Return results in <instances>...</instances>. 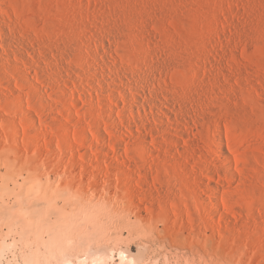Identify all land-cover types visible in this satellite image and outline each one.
Returning a JSON list of instances; mask_svg holds the SVG:
<instances>
[{"label": "bare ground", "instance_id": "6f19581e", "mask_svg": "<svg viewBox=\"0 0 264 264\" xmlns=\"http://www.w3.org/2000/svg\"><path fill=\"white\" fill-rule=\"evenodd\" d=\"M17 1L0 0V130L7 138L10 136V141L6 139L11 145L10 151L16 154V148L20 149L19 139L25 149L30 151L29 154H20L23 155V159L20 158L23 161L20 160V162L17 158L14 160L17 176L26 173L22 181L25 185L31 186L29 189L34 194L32 197L38 202V198H44L46 206L42 204L43 210H41L46 209L54 214L51 216L52 214L46 210V212L41 213L42 211L39 210L41 207L35 206V210L38 208L36 217H40L41 214L46 216L48 213V216L55 218V214L58 213L60 216L64 211L62 207H56V201L53 197L54 184H58V187L60 185L59 180H57L60 177L56 178V175L61 173L59 172L61 169L59 170L55 163L57 156L52 157L59 154V152L56 153L58 150L68 156V158L66 156L65 162L72 167L71 173L64 172L63 174L67 182L76 174V168L73 169L75 166H82L84 163L91 166L89 167L91 169L88 168L91 170L90 174H86L88 176L85 177L82 172L77 173L80 175V182L82 179L84 180L89 193L86 192L90 194L88 197L92 201L89 200V206L81 207V209L79 207V210L72 208L76 213V218L73 216L66 217L72 218V220L75 218L73 221L70 219L73 228H69L71 227L70 224L67 228L65 227V230L70 232V229H74L77 238L75 239L70 234L69 237L74 238V240H70L64 236L68 233L64 232H62L64 235H59L61 229L59 230L58 227H62L64 221H60L62 223L55 226L49 220L50 218L43 220L41 218L44 217H40V219L34 220V227L32 228L30 225L28 227L34 231L35 239L37 236L36 240L46 245L47 254L41 255L38 250L32 251L26 259V264H40L42 260L49 263L54 253L62 257L61 264H73V261L64 253L67 250L84 249L82 247L89 245L86 234L90 236L89 232L92 234L94 232L96 235L98 231L105 229L103 223L100 224L103 217L99 221L98 219L96 221V218H99L102 210H109L113 207L110 204L111 208L108 209L106 205L110 206L108 203H112L109 202L110 197L117 196L122 197L123 202L128 204L127 210H132L131 214L126 212V216L132 215L133 212L136 218H146L145 215H143L144 217L141 216V209H144L147 215L158 210L163 221H167L166 224L170 223L169 229H167L170 236L168 234L167 236L172 240H169L171 242L175 241L174 243L178 244L176 242L179 240L178 233L180 234V231L186 226L190 238L191 236L195 238L191 245L189 244L190 246H193L195 240L198 241V244L199 241L206 244L207 238L210 239L209 244H214L211 239L216 238V242L221 243L222 247H226L227 244L225 243H228L230 249L235 250L234 253L227 251L229 257L226 262H234L232 264H264V181L261 182L263 187L256 189L259 179H264V117L260 114L264 104L258 105L261 106V109L258 107L253 111L255 109L253 106L258 103V100L264 101V67L255 65L254 59L252 58L253 61L251 59L253 55L248 52L250 51L248 43L254 41L258 35L264 36V30L262 31L260 27L261 24L260 26L256 24L255 29H252L259 34L256 35V38H254L255 36L252 37L254 40L250 37L251 42L242 41L243 37H240L242 36L240 33L238 37L234 35L238 28L234 32L233 30L230 31L233 34L226 33L231 38V44L236 47L239 46L241 54L237 53V49H232L228 42H225L227 40L225 37H223L226 39H224L225 41L218 40L219 44L215 41L217 43H214V47H216L215 44L218 45L217 48L220 45L225 50V53L223 51L224 56L228 57L229 60L224 59L226 63L228 61L233 67L235 65L236 68L232 69L233 71L223 69L225 62L224 64L222 62V68L219 65L216 66L218 60L216 59V63L214 61L213 63L219 68L213 70L212 67L210 72V64H207L208 61L205 62V60H209L213 56L208 55L209 58L205 59L206 56L198 53L203 56L197 58L199 61L197 65L202 67V74L197 72L196 67L194 68V65L192 66L189 62L187 66L191 65V69L189 67L190 72L184 71L188 74L189 79H185L184 76L186 77V75L183 73L180 75L181 71L179 74L177 73V67L185 57L181 59V62L178 61L180 63H177L178 66H176V55L174 57L173 54L179 51L182 53L179 49L177 52L179 46L174 48L175 44L171 45L172 48L176 49L172 52L174 58L172 54L168 57L167 54L169 53L162 56L163 51L161 57L158 54V50L162 47L161 42L158 40L160 44L156 42L154 33L151 34V31L146 29L148 26L146 27L144 23L136 25L140 26L138 31L142 30L140 36L142 41L146 43L145 47L140 44L142 47L140 48L137 40L138 43L129 39L127 42L124 39L129 38L128 32L126 33V25L131 22L119 17L121 9L117 8H121V6L115 8L116 5L107 4V0H104L106 4L101 0L90 1L93 4L89 0L87 4L83 2L84 0H80L78 2L85 4L80 3L85 9L86 15L76 11L64 15L66 11L63 13L52 5H45L43 3L46 2L38 0L40 3L37 4V9L34 11L40 13V15L37 13L36 15L43 17L44 21L42 22L48 23L46 27L47 24L42 25L40 23L41 18L34 19L35 16L29 20L25 17L27 10L31 9L32 6L34 9L36 8L34 7L36 6L35 3L31 2L33 5L29 6V9L24 5L27 8L25 10L22 2ZM198 1L205 5V0ZM28 4L30 3H27V6ZM239 4L241 5V2ZM117 5L119 4L117 3ZM259 5L261 7L263 4L260 3ZM202 7L204 9V6ZM214 7L217 6L214 5ZM208 8L207 6L205 10L208 11ZM219 8L225 9L222 5ZM234 9L237 10L235 7ZM129 10L126 9V11ZM214 11L210 13L214 14ZM238 15L236 18L239 17ZM144 16L146 17L147 13ZM144 16L141 19H145ZM224 17L227 16L224 15ZM241 17H243L242 14ZM48 19H50L49 22ZM149 19L151 20V18ZM232 20L234 24L235 19ZM231 22L228 21V25ZM242 23L240 26L245 24ZM248 23L247 25H249ZM216 25L212 22L209 27H204L207 30L204 29L205 31H203L202 28V31L197 32L203 39L207 35L218 36L222 28L219 32V25ZM128 26L129 24L127 28ZM130 26H134V23L132 22ZM157 28L160 30L162 27ZM242 28L244 33L245 27ZM241 29L239 30L242 33ZM161 30L158 32L162 34V37L164 36L165 39L168 38L169 40L170 33L165 28ZM133 32L135 33V30ZM250 32L248 33L250 34ZM133 37L135 38L134 35ZM209 41L211 42V38ZM186 50L188 52V49ZM234 50H237V54L242 55V60L245 59L250 63L248 67L242 64L246 71L242 70L243 68H237L240 65V56L233 52ZM186 60H188V56ZM221 61L223 60L221 59ZM201 67L198 69L201 70ZM197 77L201 79L200 83L194 80ZM207 96H211L212 99H206ZM224 96L227 98H223ZM238 96L247 104L243 103L244 108L251 106L253 113L251 116L245 117L243 113H241L243 117L239 114H237L239 116H235L230 112L231 102H238L239 99H235ZM229 97L234 98V101H231ZM255 99L257 103L254 102V104L252 100L255 101ZM254 107L257 108L256 105ZM248 115L250 114L248 113ZM19 126L23 131L21 135L19 134ZM53 138L56 140L58 149L54 147ZM41 145L44 146L42 148L46 150L43 149L47 155L43 152L42 154L47 157L48 161L50 158V162H42V155L39 159L38 154L43 151L40 150ZM63 151L68 152V154L63 153ZM123 153L126 160L122 157ZM59 156L62 157L63 155ZM59 156L57 159L60 158ZM91 156L94 157L96 161L94 162L98 163L97 165L92 163L93 157ZM47 159L43 156V160ZM56 162L60 163V161ZM100 163L102 165H99ZM40 168L44 170L43 173L36 174V171L34 174L31 172L32 169L40 170ZM51 173L55 175L56 183L50 181ZM42 176L46 177V181L40 180ZM36 181H40L41 184L43 181L44 184L47 183L51 187L46 189L47 184L45 185L47 187L44 184L40 187ZM84 182L79 185H84ZM112 183L115 189H118L117 192L111 190ZM141 185L145 187L142 186L144 187L141 188L142 190H137V186ZM43 186L45 189H42ZM63 195L67 196L66 193ZM122 198H120L121 201ZM35 199L29 201L36 203ZM19 200L21 201V198ZM187 200L190 204L187 203ZM70 202L72 201L70 200L68 204ZM73 203L70 204L72 205L70 208L68 205L66 206L71 209L74 207L75 203ZM33 206L32 204L31 208ZM25 209L28 208L25 207ZM120 210L119 213L122 212ZM124 210L125 213L126 210ZM3 211L0 213L13 214L11 217L14 215L21 217L22 214L26 213L19 208ZM73 213L72 215H74ZM99 213L101 214L99 215ZM5 214L4 216H6ZM34 214L36 213L34 212ZM96 215L99 216L96 217ZM106 215L105 217H107ZM49 222H52L53 225ZM27 224L29 223L27 222ZM207 225L211 228L209 235L203 233L207 229ZM165 226L164 229L166 230ZM43 230L48 233L46 241L39 235ZM201 230L203 231L201 232ZM103 232L105 231L103 230ZM202 235H205L204 239H201ZM186 237L189 241V234ZM65 239L69 240L65 241ZM182 241L183 239L179 244ZM207 244L206 246H208ZM186 246L188 247V243ZM195 246L191 247L193 249L191 253H197L196 257L199 256L201 262H204L203 264L208 263L206 262L207 253L205 251H203L205 254L202 253L197 245ZM228 246L227 249H229ZM200 248L202 249L203 246ZM207 252L209 257L212 251L210 249ZM227 252L221 253V256L226 255ZM236 252L238 254H235ZM243 255L247 256L246 261L242 259ZM180 256L183 259L184 256ZM243 257L245 258V256ZM119 259L118 264H136L134 258L124 250L119 251ZM107 260L108 256L101 253L93 254V256L87 254L83 258H78L79 264H107ZM186 260H190V258ZM215 261L217 260L215 259ZM210 263L214 262L210 261ZM221 263L223 264V262Z\"/></svg>", "mask_w": 264, "mask_h": 264}, {"label": "rangeland", "instance_id": "374dc122", "mask_svg": "<svg viewBox=\"0 0 264 264\" xmlns=\"http://www.w3.org/2000/svg\"><path fill=\"white\" fill-rule=\"evenodd\" d=\"M18 1H20L19 3L22 2L21 4L23 5V8L25 7L24 5H26V7H28V9L33 5V4H31V2L32 3H35L36 4V6H34V7H36L35 9L33 8V6L29 10H27L26 7L24 8L27 11H31V12H27V11L25 12L24 11L25 12V17H27V19H29V20L31 18L35 17V16L36 17L34 19H36V18L37 19H40L41 18L40 23L42 25L47 24L46 25V27H47L48 26V23L47 22L46 23L42 22L44 20H43V17L42 16H39L40 13L34 11V10L37 9V6H38L37 4H39L40 2H46V3H43V4L48 5V6H51L52 5L58 11H63V13L66 11L64 15H67L68 12H70V13L72 12L73 13L74 11H76L77 13L79 12V13H82V14L86 15V13H84L85 12V9L82 8L83 6H81L80 3H82L83 5H85L83 2H85L87 4V3H89L90 1H93V0H89V2H88V0H84V1L82 0L83 2H78L80 0H71V1L70 0L69 1L68 0L67 1H65V0H42V1L39 0L40 2L38 0H35V1H33V0H18ZM36 1H38V2H36ZM101 1L104 4H106V2H105L106 0L105 1L104 0H101ZM107 1H108L107 4L110 3L111 6H115L116 5L115 8L121 6V8H117V9H121L120 11L122 13L119 12V17L121 19H123V20L125 19L126 21L128 20L127 22H131V23L133 22L134 23V26H130L131 23H128L129 24V26H128L129 29L127 28V25L128 24L126 25V33L128 32L127 35H129V38H124L125 40L129 39L131 41L133 40L134 42H136V40H137V41H139V43L138 42H136V43L139 44V47L140 48L145 47L144 45H146V43H144L145 41H142V38L140 36V32L142 30L141 31H138V30H140V26H137L136 25V24L142 25L144 23L146 27L148 26V28H146V29H148L149 32L151 31V34L154 33L153 35L155 37L154 36L153 37H154V39H156V42H158V41L161 42V44L158 42V44H160L162 46L160 48V50H158V54L160 56L162 55L163 52L164 53H163L162 56H164V54H167V53H169V54H167L168 57H169V55L171 56L172 52L176 51V49H174V48H177L179 46V48H177V52L179 50H181L182 53H179L180 52L179 51L178 53L174 52L173 54H174V57L176 55V57H175L176 58V62H175L176 66H178V64L181 62V59L183 57H185L182 60L183 63L181 62L182 64L181 63L179 64L180 70H179V67H177V73L179 74L180 71H181L180 75H183V74L186 75V77L184 76L185 79L186 78L189 79L188 78L189 76H188V74L186 72H188V73L190 72L189 70L191 69V65L192 66L194 65V68L196 67L197 72H201L202 71V67L201 66H198L197 64H199L198 59L201 58V57H203V56H206V58L204 57L205 59H208L209 56L210 57L213 56V57L209 58V60H205V62L208 61L207 64H210V66L208 65L209 67H211V68H209L210 72L212 71V67H213V70L218 69L219 67L217 68L216 66H218V65L221 66L222 62H223V64L225 62L224 65L222 64L225 67L221 66L220 68L223 67V69L226 68L227 70L233 71L232 69H234L236 67H235V65L233 67V65H231L230 62H228L229 61L228 60V57L226 58L224 56L225 50H223V48L220 45H219V48H217L218 45H216V44H215L216 47H214L213 46L214 43H217L218 40L220 41L221 39L224 40L226 38L227 40L225 39L226 41L225 40L224 41L225 42H228L230 44L229 46H232V49H237L238 50L237 53H240L241 54V50H240L239 46L236 47V46L232 45L231 44L232 42L230 41L231 38L226 33H228V34L232 33L233 34L234 30H236L238 28L236 30L237 32L236 31L234 32V35H236L237 37L240 36V35H242V36H240L241 38L243 37L242 41H244V40L250 41L251 39L254 40L252 37L255 36L254 38H256L257 37L256 35L259 34L256 31L254 32V30H252V29H255L254 28L255 26H257V25L260 26V24H261L260 27H261L262 31L264 30V27H263L264 26V20H263L264 19V13H263V11H264L263 10V8H264V0H251V1L250 0H236V2H235V0H233V1L232 0H229V1L228 0H205V5L200 4L201 2H199L198 0H182V1L180 0L178 2H177V0H175V1L174 0H169V2H168V0H121L122 1V4H121V1L120 0H114L115 2L113 0H107ZM216 1H217V3H216ZM75 2H76V4H75ZM240 2H241V5L239 4ZM27 3H30V4H28V6H27ZM90 3L93 4L92 2H90ZM117 3L119 5H117ZM260 3L263 4V5H261V7L263 6L262 9H260L261 8L260 5H259ZM257 4H258V6H257ZM75 5H76V7H75ZM200 5L204 6V9H203L202 6L200 7ZM214 5L217 6V7H214ZM221 5H222V7L223 6L225 7L224 10H223V8H219V7H221ZM245 5H246V7H245ZM207 6L209 7L208 8V11H206L207 9L205 10V8ZM256 6H257V8H256ZM122 7H123V9H122ZM125 7H127L126 8L127 10L130 9L131 11L130 10L129 11H126ZM230 7H232V10H230ZM234 7L237 8V10H235ZM156 8H157V10H156ZM213 8H216V9H213ZM71 9H73V10H71ZM210 9H212V10L210 11ZM247 9H248V11H247ZM253 9L255 11L257 9V11L255 12ZM122 10H124V11H122ZM154 10H155V12H154ZM238 10H239V12H238ZM33 11H34V14H33ZM143 11H144V14L147 13V16L146 17L144 16ZM158 11H159V13H158ZM213 11L215 12L214 14H212ZM235 11L238 12V13H236ZM210 12H212V13H210ZM234 12L237 15L240 13V15H238L239 16L238 18H236L237 15ZM36 13L39 14V15H36ZM218 13H220L221 15L220 14L218 15ZM247 13H249V14H247ZM258 13H261L262 15L261 14H258ZM241 14H242L243 17H241ZM141 15H143L146 20L143 19V18L141 19V17H143ZM224 15L227 16V17H224ZM214 16H216V17H214ZM220 16H221V18H220ZM229 16H231V17H229ZM244 17L245 18H248V19L245 20ZM252 17H254V18H252ZM149 18H151V20ZM216 18H218V19H216ZM225 18H227V19H225ZM206 19L207 20H211V21H207ZM230 19L231 20L232 19H235L234 20L235 21L234 24H233V20L231 22ZM250 19L253 20L254 22H252ZM49 20L50 19H48L47 21L49 22ZM147 20H150V21H147ZM243 20H244V22H243ZM51 21H53V20L51 19ZM153 21H155V22H153ZM228 21H229V23L231 22V24H230L231 25V28H230V25H228L229 24ZM248 21H249V23H248ZM151 22H152V24H151ZM158 22H160V23H158ZM212 22H214V24L216 23L217 24L216 26L219 25V28L217 27L219 29V32L221 30L220 28H222L223 31L221 30L220 35H218V36H216V35H207L206 38H204L206 40H204L203 38L200 37L199 32L202 31V30L203 31L207 30V28H204V27H209V24L212 23ZM241 23L242 24L245 23L244 24L245 26L244 25L243 26H240ZM247 23L249 25H247ZM252 23L253 24L255 23L254 26H252L253 28L251 27V25H253ZM163 24H164V26H163ZM233 25H235V26H233ZM224 26H225V28H224ZM246 26H247V28H246ZM157 27H162V28H160V30L165 28V30H167L170 33V37L171 38L169 37V40H168V38L165 39L164 36L162 37V34L160 32H158L160 30ZM234 27H236V28L233 29ZM240 27L241 28L242 27H245V30H244L245 32L244 33H243V28L241 29ZM248 27H250L251 30L248 29ZM132 28H133V30H132ZM226 28H228V29H226ZM225 29L227 30V32H226ZM239 29H241L242 33L240 32ZM131 30H132V32L135 30V33L134 32L133 33L132 32L129 33V31H131ZM232 30H233V32H230ZM136 31H137V33H136ZM197 31H199V32H197ZM193 32H194V34H193ZM248 32H250V34L252 33L251 34L252 36ZM239 33H240V35H239ZM245 33H246V35H244ZM136 34H138V35H136ZM222 34H224V35L222 36ZM247 34H249L250 36L247 35ZM133 35L135 36V38L133 37ZM218 37H222V38H218ZM223 37H225V38L223 39ZM250 37H251V39H250ZM210 38H211V42L209 41ZM244 38H247V39H244ZM140 39H141V42H140ZM162 39H163V42H162ZM164 39L166 40L165 42H164ZM215 41H217V42H215ZM127 42H128V40H127ZM140 44L143 45V46L141 47ZM172 44H175L174 45V48H172V46H173ZM217 44H219V42ZM165 45H166V50H165ZM169 47H171L172 50H170L171 48L169 49ZM212 47L214 48L215 51L213 50ZM185 48L188 49L189 54H188V52H187V50ZM215 48L217 50L219 49L218 50V53L222 54L224 56L223 57L221 55L223 58L217 53V50ZM167 49H169L170 51L167 50ZM248 49L250 50V51H248L249 54L253 55V57H251V59L252 58L254 59L255 65H259L260 67L262 66V68H263L264 67V36L262 37V35L261 36L258 35V37L254 41H252L251 43H248ZM220 50H222V51H220ZM237 50H234L233 52L236 53ZM160 51H161V53H159ZM223 51H224V53H223ZM195 52L197 54L198 53L199 54H202L203 56L202 55H199V54L197 55ZM205 53L207 55H204ZM173 54H172V57H173ZM180 54H183V55H180ZM191 54L193 56H190ZM240 54H237V55L240 56V57L239 56L238 57H239V60H240V65L242 67L239 65V66H237V68L238 67L240 69L243 68L242 70H245L246 71L245 67H243L244 65H242V64H245L246 67H248L250 63H248V61L245 60V59L242 60L243 57ZM167 55H165V56H167ZM187 56H188V60H186L187 61L186 62L185 59H187ZM220 57L223 60L221 62H220V60H221ZM190 58H193V59H191L192 61L190 60ZM216 59H218L219 61L218 60L216 61ZM224 59L225 60L226 59L228 60L227 63H226V61ZM253 59H252V61H253ZM178 61H180V62H178ZM211 61H212V63H213V61L214 62L216 61L217 63H220V64H217L216 62H215L216 64L215 63L212 64ZM246 61H247V63H245ZM189 62H191V65L187 66V64H189ZM185 66H187L188 68L185 67ZM189 67H190V69H189ZM198 67H201V70H199L200 68L198 69ZM184 71H186V72H184ZM207 73H209V71ZM201 74H202V72H201ZM197 78H195L194 80H196V81H198V83H200L199 81H201V79L200 78L197 79ZM207 97H206V99H209V100L212 99L211 96H209L210 98L209 97L207 98ZM223 98L226 99L227 97L224 96ZM229 98L231 99V101H234L233 100L234 98H232V97H229ZM237 98L239 99L238 102H240V103H238L237 101H235V102H231L230 101L232 103V107H231V110H230V112L232 113V115H235V116L241 115L242 116L243 114H245L244 115L245 117L246 116H251V114H253L252 113V108H250L251 106H246L244 108L243 103L244 104H246V103L243 101V99L240 96L236 97L235 99H237ZM240 98H241V100H240ZM252 101H253V103L254 102L257 103L256 102V99H255V101L254 100H252ZM260 104H264V101L258 100V103L255 104L257 106V108L254 107L255 106L254 105L253 106V109L254 108L255 109L253 111H255L256 109H258V107H260V109H261V106H258ZM236 106H237V108H236ZM240 107L241 108L243 107L244 109L243 108L241 109ZM238 109L240 110V112H239ZM260 109L258 110L259 112L261 111ZM234 110H236V111H234ZM263 111H264V108L262 109V111L260 112V114L264 117V114H263L264 112ZM247 112L250 115H248ZM241 113H243V114H241ZM237 114H239V115H237ZM254 114H255V112H254ZM19 128H20L19 129V134L21 135V134H23V131H22L21 126H19ZM9 137L7 138L5 136V134L0 130V211H2V210L5 211V210L10 209V208L13 209V210H15V208H19V209H21L22 212H26V213L22 214V216L20 215L22 218L21 217H17L19 215H17L16 216L17 218H16L15 215L13 217H11L13 214L6 215L4 213L6 216L11 217V218H9V217L4 216V214L0 213V264H26V259L32 253V251L38 250V252L41 255L42 254L43 255L44 254H47L46 248H45L46 245H44L42 242H38L36 240L38 238L37 236H36V239H35V234H34V231L32 230V228L34 227V220H36L38 218L40 219V217H44V218H41L43 220H45V219L48 220L50 218L49 220H51L55 226H56V224H60V223H62L64 221V223H62V225H61L62 227H58L59 230L60 229L62 230V228H64L63 231L60 230L59 235H64V233H68L67 235L65 234L64 236H66L70 240H72V239L74 240V238H72V237H75V239L77 238L76 233L73 231L74 229L73 230L70 229L71 230L70 231L71 233L69 231H66L65 229L67 228L68 225L70 226L71 222L76 218V215H75L76 213H75L74 210H79V207L81 209V207L89 206V203H90L89 200L92 201L91 198L89 199L90 194H88L89 193L87 191L88 188H86L87 186H86V184H85V182H84L83 179H82L81 182H84L83 183L84 185H79V184H81V182H80V179L81 178H80V175L77 173V172H79V173L82 172V174L84 173V176L86 177V176H88L90 174L89 172L91 170H88V168L91 167V166H89L87 164L85 165V163L82 166H78L79 168L77 166H75L73 169L76 168L75 169L76 170V174L72 176L73 180L71 178V180L69 182H67V180L64 179L65 176L63 174H64V172H70L71 173V168H72L70 165L66 164V162H65V160H67L68 156L65 155V154L60 153V152H62L60 150H58V151L55 150V151H57L56 153L59 152V154L57 155L55 153L56 155L54 154L55 156H52V157H56L57 156L55 158V160L56 161H60V163L59 162H56V161H55V163L57 164L59 170L61 169L59 171L61 173H58V176L56 175V178L57 177L58 178L60 177L59 179H57V180H59L58 182L60 183V185L58 187V184H54V186H53L54 187V189H53L54 190V192H53L54 193V196L53 197H54V199L56 201L55 202L56 203L55 204L56 207L57 208L62 207L64 211H63V213H61L60 216H59L58 213L55 214V218H54V217H51L54 214H52L48 210L44 209V211L46 210V211L49 212V214H52V215L51 216H48V213H46L47 214V215L45 214L46 216H43V214H41L40 217H36L37 216V211H38L37 209L38 208H36V210H35L34 207L36 206V207H39L40 208L42 206V204H43V206L44 205L46 206L45 200H44V198H38L39 199V202H38L37 199H35L34 197H32V195L34 196V194H32L33 192H31L30 191L31 189H29V188H31V186L25 185L23 183V181H22V178H23V176L26 175V173L24 172L22 176H17V170H16V168L14 166V163H15L14 160L16 158L19 159L18 161H20L21 160L20 158H22V156L25 155L26 153L29 154L30 151L27 148H26L27 150L25 149V147H24V145H22V142H21L20 139H19V146H20L19 148L21 150L23 148V150L22 151H19L20 149L18 150V148H16V150H15L16 151V154L14 152L10 151L11 145H9V143L6 141V139H8V140L10 139ZM55 142H56V140L53 138L54 147L57 148ZM42 146L43 145H41L40 150H43L44 149V148H42ZM5 147L7 148V150H6ZM44 150L43 151H40L39 154L37 152L38 157H39V159H41L40 157L42 155V162H44V163L50 162V158L48 157L49 158V161H48L47 157L44 155V154H46L44 152ZM42 152L44 154H42ZM63 153H66V151H63ZM20 154H23V155L21 156ZM66 154H68V152ZM59 155H63V156L61 157ZM122 155H123L122 157L126 160L125 154L123 153ZM43 156L47 160H43ZM58 156L60 157L59 159H57ZM66 156H67V158H66ZM91 157H93V156H91ZM63 159H64V161H63ZM92 159L93 160L90 159L92 161V163L94 165L95 164L97 165L98 163H95L96 161H95L94 157ZM21 161H23V160H21ZM62 162H63V164H62ZM64 165H67V166H64ZM99 165H102V163H100ZM83 166H85V167H83ZM80 168H81V170H79ZM89 169H91V168H89ZM40 170L32 169L31 172H33L34 174H35L36 171H37L36 174H38L40 172L41 173L44 172V170L42 168H40ZM70 173H65V174H70ZM86 174H88V175H86ZM51 175H52V177H50V181H55V183H56V180H54V179H56L55 178V175L52 174V173L50 174V176ZM59 175H61V176H59ZM44 176H46V175H44ZM44 176H42V178H40V180H45L46 177H44ZM33 180H34V178H33ZM16 181H18L19 183L18 182L16 183ZM262 181H264V179H261L260 178L259 179V182L257 183V187H256L257 190L259 188H262L263 187V185L261 184ZM20 182L23 183V184H21ZM36 183L37 184H40V187L42 186V184H44L43 181H42V184H41L40 181L39 182L36 181ZM26 184H28V183H26ZM46 184L47 183H45L44 186ZM44 186L42 187V189H45V187H47L48 184H47V186H45V187ZM142 186H144V185H141L139 187L137 186V190L138 189L139 190H142L145 187V186L144 187H142ZM50 187L51 186H48L46 189H48V188L50 189ZM111 190L112 191H115V192L118 191L117 188L115 189L113 183H112V186H111ZM47 191L49 192L50 190H47ZM64 193H66L67 196H64L63 195ZM88 195H89V197H88ZM67 197H69V198H67ZM19 198H21V201L19 200ZM32 198L36 200V203H33L35 201H29L30 199L33 200ZM107 198H108V196H107ZM120 198H122V197H120V196L112 197V198L110 197V199H109L110 201L109 202H112V203H108V204L109 205L111 204L113 207L111 208V205L110 206L106 205L108 209L109 208H111V209H109V210L104 209V210H106V212H103L104 210H102L101 211L102 214L99 213V215L101 214L100 216L99 215H96V217L99 216V218H96V221H97V219H98V221L101 220L102 219L101 217H103V219L100 221V224L103 223V227L105 228L103 230L105 232H103V230H101V231H98L97 233H99V234L96 233V235L94 234V232H93V234L91 232H89V234H91L90 235L91 237L88 236V234H86L87 244H89V245H85V247H82L84 249L78 248V249L73 250V251L67 250L64 253L65 256L69 257L73 261V264H79L78 258H83L84 255L91 254V256H93V254L96 255V254H100V253L108 256V260L106 262L107 264H118V262L120 261V259H119V251L120 250H124L129 255H131L134 258L136 264H185V261H186V264H192V263L193 264L194 263L195 264H199V263L200 264H203L204 262H201V259L199 258V256L196 257L198 255L197 253H195L196 255L194 253H191V250H193L191 247H193V246L196 247L195 245H197L198 249H200V251L202 253H204L203 251H205V253H207L206 254V256H207L206 257V259H207L206 262H208V263H205V264H209L210 261L211 262H214L215 264H217L218 261H220L218 264H222L221 262H223V264H232V263H234V262H226V260H228L230 251H231V253L233 251L235 252V250H233V249L231 250L230 249V246H228V243H225V244H227L226 247L228 246L229 249H227L225 246L222 247V244L216 242V238H215L214 239L215 241L213 239H211V242H214V244L212 243L213 246H211L212 244L210 243L211 244L210 245L208 243V242H210L209 241L210 239L207 238L208 241H206V242L208 244L207 243L206 244L209 247H211V248H209L208 246H206V244H202L201 241H199L200 242L199 244H202L203 248L206 247L205 249L207 251H210V249H211L212 254H213V252H215L214 253L215 254V257H214V254L212 255L210 252H209L210 253L209 254V257H208V252L205 249H203V248L201 249L200 248L202 246H199L197 240H195V243H197V244L193 243V246H190L192 240H194L195 238H193L192 236L190 238V233H188V231L186 230V226L180 231V234L178 233V239L179 240L176 241V242H178V244L177 243H174L175 241L174 242H171L172 240L169 239V237L167 236V234L169 235V233H168L169 231H167V229H169L168 226H169L170 223L166 224L167 221L166 222L163 221V218L159 214L158 210L154 211L150 215H147V213L145 212V210L144 209H141V216L145 215L146 218L144 216H143L144 218H142V217L141 218H136L135 217V214L133 212H132V215H130L131 214L130 212L132 210L131 211L130 210H127V208H129L128 207V204H126V202H123V198H122V201H121ZM40 200H41V203H40ZM70 200L72 201V202H70V204H72L73 202L75 203V204L73 203L74 204V207H71V209L73 208L74 210L73 209L72 210L69 209L70 206H72V205L68 204ZM187 203L190 204V202L188 200H187ZM32 204L34 205L33 206L34 209L31 208V205ZM66 205H68L69 208ZM25 207L28 208V209H30V210L25 209ZM114 207H115V209H118L119 208L118 211L117 210L115 211ZM22 208L24 209V211H23ZM120 208H121L122 212L125 209L126 210V211L124 210L125 213L124 212L123 213L122 212L119 213ZM41 209L43 210L42 207L39 210L42 211ZM113 209H114V211H113ZM110 210H112L113 212L110 211ZM44 211H42L41 213H44ZM32 212H33V214H34V212L36 214L33 215ZM109 212H111V213L109 214ZM117 212H118V214H117ZM126 212H129L130 213V214L127 213L129 216H126ZM28 213H29V215H28ZM72 213L74 215H72ZM106 213H107V215H106ZM104 214L107 217H105ZM31 216H33V217H31ZM72 216L75 217V218H73V220H72V218H70L72 220L70 222V219L69 218H66V217H72ZM45 217H47V218H45ZM24 218H26L25 221H24ZM79 218H81V217H79ZM60 221H62V222H60ZM27 222L29 224H27ZM52 222L51 223L49 222V224L53 225ZM65 224H67V225H65ZM104 224H106V225H104ZM29 225L32 228L31 227L29 228L28 227ZM83 226H85V225H83ZM164 226H165L166 230L164 229ZM69 228H73L72 224H71V227H69ZM187 229H189V228L187 227ZM210 229L211 228H209V226L207 225V229L204 230V228H203V230H204L203 233H205L206 235H209L210 232H211ZM203 230H201V232ZM62 232H64V233H62ZM86 232L88 233V230ZM165 233H166V235H165ZM70 234L72 235V237H69V236H71ZM188 234H189V237H188L189 238V241L191 239L190 242L187 241L188 239H187L186 236H188ZM39 235L45 241L47 240L46 238H48L47 231H44L43 230L41 233H39ZM73 235H75V236H73ZM64 236H62V237H64ZM202 236L203 237L202 238L200 237V238L201 239H204V236L205 235H202ZM69 239H65V241H68ZM181 239H183V241H182V243L179 244V242H181ZM185 239H186V241H185ZM169 240H171V241H169ZM187 243H188V247L186 246ZM215 243L218 246L221 244L219 246L220 248L218 246H216ZM189 246H190V249H189ZM214 248L216 250H218V251H216ZM217 248H219V249H217ZM221 248H223V249H221ZM220 249L222 250V252H221ZM238 249H239V247H238ZM238 249L236 250L237 252H238ZM224 250H225V252H224ZM188 251H190V252H188ZM226 252H227V254L224 255V256L227 257V258H225L222 255L224 257V259H223V257L221 256V253L223 254V253H226ZM237 252L235 254H238ZM180 255H182V257L184 256L183 259L180 258L181 257ZM243 256H245V258ZM243 256H242V259L245 260L247 258V256L246 255H243ZM187 257L190 258V260H186V259H188ZM211 257L212 258L214 257L213 258L214 260ZM210 258H211V260H210ZM61 259H62V257L59 256V254L54 253V255L51 256L49 263L44 262L42 260L40 264H61ZM215 259L217 261H215ZM218 259H220V260H218ZM198 261H199V263H196ZM224 261H225V263H224ZM247 261H248V259H247ZM214 263H210V264H214Z\"/></svg>", "mask_w": 264, "mask_h": 264}]
</instances>
